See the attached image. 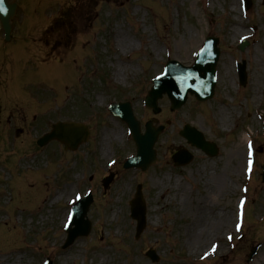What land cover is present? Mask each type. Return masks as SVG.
Masks as SVG:
<instances>
[{"label": "rangeland", "instance_id": "rangeland-1", "mask_svg": "<svg viewBox=\"0 0 264 264\" xmlns=\"http://www.w3.org/2000/svg\"><path fill=\"white\" fill-rule=\"evenodd\" d=\"M10 1L19 9L11 45L4 47L0 28V119L3 123L10 111L11 131L18 130L6 139L8 128L2 129L0 136V264H41L44 258L52 264H264V0H252L247 20L239 14V0H208L206 7L199 0ZM252 33L248 48L237 51V41ZM207 35L217 37L222 49L214 98L203 104L189 98L169 112L164 96L159 114L143 108L148 84L167 59L191 64ZM242 60L245 87L233 65ZM112 98L131 100L142 125L152 119L164 126L155 146L158 160L144 175L121 172L104 198L94 189L90 234L62 250L66 203L89 188L88 173L59 174L57 162L70 166L74 155L46 153L43 160L37 150L28 154L30 142L55 121L80 120L94 129L96 149L106 137L105 151L124 158L133 147L123 124L104 111ZM186 123L215 142L219 154L209 159L193 150L195 160L175 168L170 155L187 148L178 134ZM244 138L256 150L249 180L243 171ZM14 149L22 153L14 155ZM111 158L96 153L99 164ZM222 180L229 185L226 191ZM139 182L147 223L135 240L126 199ZM240 196L247 199L241 236L235 230ZM221 216L227 223L217 231ZM214 242L219 253L202 259ZM256 246L257 254L248 260ZM148 250L156 252L158 262L145 257Z\"/></svg>", "mask_w": 264, "mask_h": 264}, {"label": "water", "instance_id": "water-1", "mask_svg": "<svg viewBox=\"0 0 264 264\" xmlns=\"http://www.w3.org/2000/svg\"><path fill=\"white\" fill-rule=\"evenodd\" d=\"M6 0H4L3 3V8L6 7L7 5H5ZM9 7V8H8ZM6 7V11H8V14L5 15V10H4V16H2V20H3V26L6 29V31L9 30L8 26H7V21L8 18L11 17L13 15V9L14 6H8ZM3 13L0 12V15H2ZM176 67V65H175ZM206 69L208 70L209 68L206 67ZM244 77V76H243ZM162 90H160L159 92H156L155 95L153 96H159L158 93H161ZM60 131H62L63 133V140L68 144L69 147H72L75 143L79 142V139L83 137V132L80 131V129H78L77 127H73L72 125H65L59 128ZM191 132H189L190 134ZM201 144V143H200ZM203 146V145H202ZM140 221L142 220V216L138 215ZM142 229V221L139 224V228L138 231H140Z\"/></svg>", "mask_w": 264, "mask_h": 264}, {"label": "snow or ice", "instance_id": "snow-or-ice-1", "mask_svg": "<svg viewBox=\"0 0 264 264\" xmlns=\"http://www.w3.org/2000/svg\"><path fill=\"white\" fill-rule=\"evenodd\" d=\"M3 3H4V0H0V11H4V9H3ZM166 74H167L166 72H165V73H162L161 76L166 75ZM161 76H157V77H155V78H156V79H160ZM248 155H249V157H251V155H252L251 144H249V152H248ZM113 163H115V162L113 161ZM251 163H252V161L249 160V171H251ZM80 199H81V196H80L79 194H76V196H75V200L72 201V203H75L76 201H79ZM72 220H73V214H72V213H69V214H68L67 222L64 224V227H65V228L69 227L70 224H71V222H72ZM240 227H241V225H240L239 223H237V225H236V230L239 231V230H240ZM228 239L231 240L232 237L229 236ZM215 248H216V246L213 245V246H212V251H213V252L215 251ZM207 255H208V253H206V254H205V257H202V259H203V258H206Z\"/></svg>", "mask_w": 264, "mask_h": 264}, {"label": "bare ground", "instance_id": "bare-ground-1", "mask_svg": "<svg viewBox=\"0 0 264 264\" xmlns=\"http://www.w3.org/2000/svg\"><path fill=\"white\" fill-rule=\"evenodd\" d=\"M231 69H232V66L229 68V71H231ZM121 72H123L124 70H120ZM115 77H116V79L118 80V78H120V77H122V73H120L119 71L115 74ZM221 117L222 118H224V116H222L221 115ZM222 121V120H221ZM225 121L223 120L222 121V123H224ZM244 140H246V138H244ZM221 183H222V189H223V191H226L227 189H228V187H229V185H227V183H226V181H224V180H222L221 181ZM199 210H201L200 208H197L196 209V211H199ZM219 219H221L222 220V225H220V226H218V230L217 231H219V230H221L222 228H224L225 226H226V223H227V220L223 217V216H221ZM196 218L194 219V222H196ZM194 226V225H193ZM192 251H193V249H192Z\"/></svg>", "mask_w": 264, "mask_h": 264}]
</instances>
